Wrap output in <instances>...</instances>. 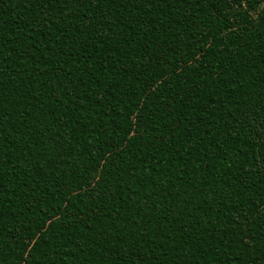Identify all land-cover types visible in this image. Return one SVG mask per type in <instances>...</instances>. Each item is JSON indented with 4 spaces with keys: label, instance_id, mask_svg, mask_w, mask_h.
Listing matches in <instances>:
<instances>
[{
    "label": "trees",
    "instance_id": "16d2710c",
    "mask_svg": "<svg viewBox=\"0 0 264 264\" xmlns=\"http://www.w3.org/2000/svg\"><path fill=\"white\" fill-rule=\"evenodd\" d=\"M0 264H264V0H0Z\"/></svg>",
    "mask_w": 264,
    "mask_h": 264
}]
</instances>
